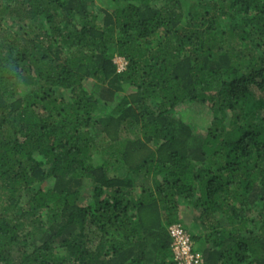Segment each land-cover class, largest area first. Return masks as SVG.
Returning <instances> with one entry per match:
<instances>
[{
    "label": "trees",
    "instance_id": "16d2710c",
    "mask_svg": "<svg viewBox=\"0 0 264 264\" xmlns=\"http://www.w3.org/2000/svg\"><path fill=\"white\" fill-rule=\"evenodd\" d=\"M95 2L0 0V264H264V0Z\"/></svg>",
    "mask_w": 264,
    "mask_h": 264
},
{
    "label": "built area",
    "instance_id": "2783aa9c",
    "mask_svg": "<svg viewBox=\"0 0 264 264\" xmlns=\"http://www.w3.org/2000/svg\"><path fill=\"white\" fill-rule=\"evenodd\" d=\"M167 233L171 241V254L176 264H204V258L195 250L190 233L181 224H172Z\"/></svg>",
    "mask_w": 264,
    "mask_h": 264
},
{
    "label": "rangeland",
    "instance_id": "374dc122",
    "mask_svg": "<svg viewBox=\"0 0 264 264\" xmlns=\"http://www.w3.org/2000/svg\"><path fill=\"white\" fill-rule=\"evenodd\" d=\"M95 1L96 2H95V5H94V10L96 12L101 11L102 8H103V4H102L103 3V0H95ZM114 61H115L116 65L118 66V69L119 70L124 69L125 65H124V62L122 61V59L116 58ZM85 86H86V90H89L90 85L87 84ZM127 93H130V91L127 90ZM108 106H109V104H108ZM180 116H181L180 119H181L182 122H184L185 124H189L192 127H196V130L198 131V133H201L202 134L204 132V129H205L206 124H207V121H208L207 118L202 117V116H199L197 113L192 112L190 110L181 111L180 112ZM94 159H95L94 163L97 164L98 161H99V160H97V159H99L98 156H96ZM81 192H82V195H83L82 202L83 203L88 202L89 194H90L89 187L88 186H85L82 189ZM181 212H182L181 216L183 217L185 224L189 225V224L195 222L194 221V218L195 217H193V216L196 215V214H193V212L191 210H187V209L184 210V209H182ZM199 232H200L199 230H196L194 233L197 234ZM194 245H195V248L200 246V244H197L195 242H194Z\"/></svg>",
    "mask_w": 264,
    "mask_h": 264
}]
</instances>
